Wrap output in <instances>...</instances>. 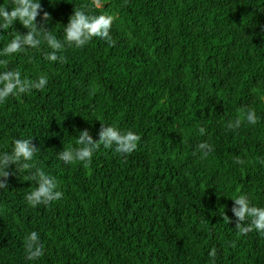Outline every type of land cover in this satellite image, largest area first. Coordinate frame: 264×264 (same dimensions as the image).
<instances>
[{
    "label": "trees",
    "instance_id": "trees-1",
    "mask_svg": "<svg viewBox=\"0 0 264 264\" xmlns=\"http://www.w3.org/2000/svg\"><path fill=\"white\" fill-rule=\"evenodd\" d=\"M91 5L39 0L36 30L64 45L56 61L47 60L52 49L43 40L5 56L4 45L28 29L14 22L0 30L4 70L47 78L44 88L0 102V151L30 139L34 168L54 175L62 193L30 205L25 195L35 181L19 163L7 165L0 264H264V235L239 233L231 212L240 194L264 207V0ZM81 6L113 15L111 44L64 43L68 18ZM248 109L255 124L244 119ZM237 118L240 126L228 128ZM102 124L137 133L136 148L100 146L86 166L58 159L82 130L95 142ZM201 142L212 146L207 155ZM32 230L45 247L29 261L24 239Z\"/></svg>",
    "mask_w": 264,
    "mask_h": 264
},
{
    "label": "clouds",
    "instance_id": "clouds-1",
    "mask_svg": "<svg viewBox=\"0 0 264 264\" xmlns=\"http://www.w3.org/2000/svg\"><path fill=\"white\" fill-rule=\"evenodd\" d=\"M100 0H92V7L99 6ZM88 6H81L73 11L68 18L66 27L63 29L64 43L77 48L84 45L93 37L105 39L109 44L112 40L109 36V29L113 22V15L110 14H92L86 10ZM39 8V0H10L7 5H0V30L19 22L28 29L27 34L22 37L17 34L10 39L3 47L5 56L23 51L25 47L37 48L42 40L48 48L52 49L47 54V60L52 62L58 59L57 51L64 45L50 33L42 34L37 31L33 23ZM47 17V13L44 14ZM264 29V26H262ZM63 59V57H59ZM7 61H0V102L9 96H17L30 89H42L47 84V78L44 75L36 80L22 79L20 72L16 70L5 71ZM244 119L255 124L257 121L256 113L252 109L246 111ZM240 119L230 121L228 128L240 126ZM199 132L203 134L204 128L200 127ZM98 139L94 142L87 130L80 131L73 141H69L63 146L58 159L64 163L82 162L85 166L90 161L93 153L98 147L113 148L118 153H129L137 146L139 135L132 130H122L110 124H102L98 132ZM30 139H13L11 141L10 151H0V177H7L5 171L9 163H19L21 169L28 171V179L36 183V187L26 193V201L36 206L38 204H47L59 199L62 193L58 190L57 178L42 170L40 167L33 166V157L36 149L30 144ZM198 149L207 155L212 150L208 143L201 142L197 145ZM236 164H242L244 161L239 157L234 158ZM5 188V181L0 180V189ZM231 212L235 217V228L239 233L244 234L255 229L260 235H264V207L253 205L245 194L235 197ZM247 218V219H246ZM224 219L228 222L227 217ZM44 242L36 230L30 231L24 239V251L26 259L29 261L39 258L44 251ZM215 250L209 251V256H214Z\"/></svg>",
    "mask_w": 264,
    "mask_h": 264
}]
</instances>
